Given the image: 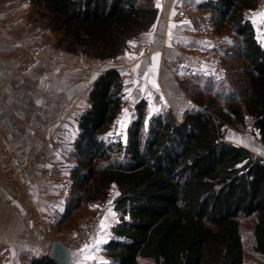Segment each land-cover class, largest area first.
<instances>
[{
    "label": "trees",
    "instance_id": "1",
    "mask_svg": "<svg viewBox=\"0 0 264 264\" xmlns=\"http://www.w3.org/2000/svg\"><path fill=\"white\" fill-rule=\"evenodd\" d=\"M30 1L47 20L41 28L53 33L56 48L90 59H116L158 17L156 0ZM258 2L209 0L199 6L211 14L217 32L234 35L224 54L241 61L242 87L217 90L206 101L207 95L197 97L203 109L182 120L169 112L146 127L142 102L124 146L107 136L123 107L122 75L110 69L94 84L79 120L64 220L85 201L106 200L116 186L120 220L105 245L110 264H245L241 222L250 218L256 220L251 253L264 257V159L226 141L223 130L233 119L244 125L248 115L264 144V43L246 18ZM219 97L225 105L216 103ZM32 264L57 263L45 257Z\"/></svg>",
    "mask_w": 264,
    "mask_h": 264
},
{
    "label": "crops",
    "instance_id": "2",
    "mask_svg": "<svg viewBox=\"0 0 264 264\" xmlns=\"http://www.w3.org/2000/svg\"><path fill=\"white\" fill-rule=\"evenodd\" d=\"M207 1L156 0L154 26L129 41L124 53L110 60L90 59L56 48L51 31L28 22L26 3L9 1L8 8L0 12V264H32L34 259L50 258L57 241L51 245L56 236L52 230L68 222L64 216L77 164L74 152L79 120L89 109L90 92L105 71L117 69L122 75L123 107L128 100L133 106L139 102L151 106L152 100L159 104L160 95L167 98L166 102L172 100L165 89L181 97L176 74L163 67V60L179 63L181 69H193L196 75L209 73L208 55L202 53L218 49L212 38L215 28L211 14L199 30L182 16L190 6L199 9ZM263 21L264 16L262 28ZM143 50L146 52L140 55ZM27 56L35 58L30 63ZM191 61L200 64L191 66ZM11 154L29 174L25 198L6 184L3 167ZM113 216L108 211L104 227L103 221L99 222L91 235V240H101L100 231L107 232L104 252L113 238V227L119 223L113 222Z\"/></svg>",
    "mask_w": 264,
    "mask_h": 264
},
{
    "label": "rangeland",
    "instance_id": "3",
    "mask_svg": "<svg viewBox=\"0 0 264 264\" xmlns=\"http://www.w3.org/2000/svg\"><path fill=\"white\" fill-rule=\"evenodd\" d=\"M12 0H0V12H4L8 8V3ZM18 2L26 3L29 7V13L27 15V20L29 23L34 24L37 28L42 30H47L41 28L47 24V20L41 18L39 13L34 10L33 2L30 0H16ZM194 6V5H193ZM191 7V6H190ZM187 9L186 12L182 13L183 18L189 20V24L195 27L197 30L201 29V26L209 21V14L199 10L198 8ZM264 13V0H259L257 9L253 12H248V19L252 20L254 27L256 28V35L259 42H264L263 28L261 21ZM36 18V19H35ZM35 20H39V23H35ZM213 41L216 43L218 49L212 53H202L203 55H208L206 67L209 69V75H196L193 69H181V65L171 60H163V67L169 69L173 74H176V84L179 86L181 97L174 94L168 90H164L169 95V99L172 96V100H167L163 96H159V104L157 100H152L151 106H148L146 102V114H145V126H149L152 117L159 114H167L172 112L178 120L183 118L184 113L187 111L201 110L202 107L198 104V98L202 95H207L204 100H208L209 95L213 96L217 90L229 93L230 90L235 89L236 86L241 88L242 84L238 83L240 77L238 68L241 66V61L231 58L226 59L224 54L228 50L230 51L233 41H235L234 35L228 30H223L222 32H217L214 30L212 34ZM221 43V44H220ZM226 45V47H224ZM140 49V46H139ZM146 51H142L140 55L144 54ZM32 62L35 56H27ZM102 64H106L105 62ZM189 64L199 65L195 61L189 62ZM195 67V66H194ZM193 67V68H194ZM103 68V67H102ZM190 70H192L190 72ZM207 71V70H206ZM174 75V74H173ZM136 83L129 85V91H132L133 86ZM160 88V87H159ZM218 92V91H217ZM176 95V96H175ZM221 97L224 94L221 93ZM180 99V100H179ZM220 100V101H219ZM216 103L225 105L226 102L220 97L215 100ZM166 102V105H163ZM142 102H139L141 104ZM137 106H133L130 100L124 104L122 113L117 118V121L113 124L111 129L108 131L107 136L114 139L116 142H122L124 146L127 145L128 140V129L130 124L137 118L138 110ZM203 109V108H202ZM255 120L250 116H246L245 124L240 125L233 119L232 124H226L223 128L225 140L241 147H244L254 153L256 156L264 159V144L261 140L259 131L254 127ZM147 130V129H146ZM118 189L112 187L109 192V198L107 197L106 202L99 201H85L82 206L77 208L72 213V218L62 226H58V229H53L55 232L54 239L65 241L66 246L70 247L73 251V257L71 264H110V259L106 256L102 244L108 237V234L101 233V240L96 238V240H91V235L97 230L96 226L99 222L103 221L104 227V215H107L108 211L114 215L113 222L118 223L120 220V214L115 210V200L118 197ZM75 203V202H74ZM76 204H73V206ZM102 223V222H101ZM100 223V224H101ZM242 231L245 243V264H264V257L255 255L251 253L250 247L252 245V234L256 223L255 218L244 219L242 222ZM111 223L107 225L109 229ZM106 227V226H105ZM80 228H82L80 230ZM78 230V232H76ZM80 230V231H79ZM110 234V233H109ZM98 237V236H97ZM94 242V243H93ZM140 264H155L151 260L140 259Z\"/></svg>",
    "mask_w": 264,
    "mask_h": 264
},
{
    "label": "built area",
    "instance_id": "4",
    "mask_svg": "<svg viewBox=\"0 0 264 264\" xmlns=\"http://www.w3.org/2000/svg\"><path fill=\"white\" fill-rule=\"evenodd\" d=\"M31 59V58H30ZM28 58V60H30ZM6 184L17 196L25 198L30 187L29 174L26 167L14 155H10L4 163Z\"/></svg>",
    "mask_w": 264,
    "mask_h": 264
},
{
    "label": "water",
    "instance_id": "5",
    "mask_svg": "<svg viewBox=\"0 0 264 264\" xmlns=\"http://www.w3.org/2000/svg\"><path fill=\"white\" fill-rule=\"evenodd\" d=\"M50 259L57 264H71L72 251L61 241H56L51 251Z\"/></svg>",
    "mask_w": 264,
    "mask_h": 264
},
{
    "label": "snow or ice",
    "instance_id": "6",
    "mask_svg": "<svg viewBox=\"0 0 264 264\" xmlns=\"http://www.w3.org/2000/svg\"><path fill=\"white\" fill-rule=\"evenodd\" d=\"M261 15L264 16V13H262Z\"/></svg>",
    "mask_w": 264,
    "mask_h": 264
}]
</instances>
